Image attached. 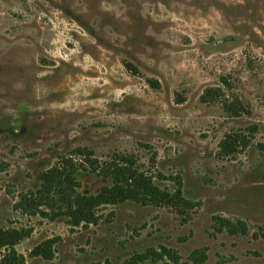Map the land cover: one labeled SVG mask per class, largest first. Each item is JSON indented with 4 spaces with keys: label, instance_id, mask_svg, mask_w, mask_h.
I'll list each match as a JSON object with an SVG mask.
<instances>
[{
    "label": "rangeland",
    "instance_id": "rangeland-1",
    "mask_svg": "<svg viewBox=\"0 0 264 264\" xmlns=\"http://www.w3.org/2000/svg\"><path fill=\"white\" fill-rule=\"evenodd\" d=\"M232 134L248 141L227 153ZM115 156L160 190L179 182L189 206L108 198L89 224L30 210L43 172L69 159L94 196L111 181L92 161ZM0 229L24 232V264H132L161 247L180 264L202 250L200 264H264V0H0ZM48 240L53 257L34 256Z\"/></svg>",
    "mask_w": 264,
    "mask_h": 264
},
{
    "label": "trees",
    "instance_id": "trees-1",
    "mask_svg": "<svg viewBox=\"0 0 264 264\" xmlns=\"http://www.w3.org/2000/svg\"><path fill=\"white\" fill-rule=\"evenodd\" d=\"M131 70V65H127ZM153 87L157 84L154 80H148ZM216 91L208 89L205 97H214ZM227 113L237 117L241 111L240 103L226 101L223 104ZM251 134L255 132V128L249 129ZM222 143V149L227 153L232 152L236 145L243 148L246 147L247 137L239 136L237 134L228 135ZM78 155H87L89 152L85 149H78ZM116 158V159H115ZM110 161L98 165L95 160L91 163V172L98 176L109 179L111 185L109 188H102L97 195L87 196L82 195L76 191V173L79 171L74 169L72 161L66 159L61 165L53 167L40 176V187L36 192V196L26 200L28 206L33 213L35 210L43 206L52 218L67 217L73 223H94L96 217L94 210L100 205L105 204L109 199H130L142 204H157L175 209L189 206V202L182 199L181 185L178 182L177 187L172 193L165 190L158 189L152 182L149 176H145L135 166L130 158L124 156H115ZM218 227L215 228L217 232L225 230L229 234L241 233L245 235V226L242 223L233 225L232 223L216 218ZM23 237L24 232L21 230L0 229V264H24L22 255L17 254L14 250V245L18 243ZM52 240L36 246L32 254L34 256H41L44 259H51ZM206 258L204 250L195 251L190 255V259L194 264L204 262ZM150 261L161 264H180L178 256L170 249L161 247L159 250L149 249L143 253L135 254L131 258L132 264H139L141 262Z\"/></svg>",
    "mask_w": 264,
    "mask_h": 264
}]
</instances>
